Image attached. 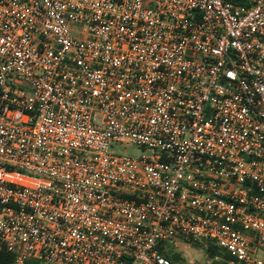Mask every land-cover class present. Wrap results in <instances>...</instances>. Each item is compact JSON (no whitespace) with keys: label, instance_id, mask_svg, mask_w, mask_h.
<instances>
[{"label":"built area","instance_id":"built-area-1","mask_svg":"<svg viewBox=\"0 0 264 264\" xmlns=\"http://www.w3.org/2000/svg\"><path fill=\"white\" fill-rule=\"evenodd\" d=\"M247 1L0 0L15 264H178L177 240L264 264V0Z\"/></svg>","mask_w":264,"mask_h":264},{"label":"rangeland","instance_id":"rangeland-1","mask_svg":"<svg viewBox=\"0 0 264 264\" xmlns=\"http://www.w3.org/2000/svg\"><path fill=\"white\" fill-rule=\"evenodd\" d=\"M115 146L118 151L131 156H141L146 152L143 147L131 143L119 142L114 144V148ZM206 248L205 244L198 246L195 242L189 243L177 240L173 244H167V253L174 251L180 254L181 261L178 262L179 264H217L214 255H210ZM259 255L264 258V250H260ZM41 264L50 263L42 262Z\"/></svg>","mask_w":264,"mask_h":264},{"label":"trees","instance_id":"trees-1","mask_svg":"<svg viewBox=\"0 0 264 264\" xmlns=\"http://www.w3.org/2000/svg\"><path fill=\"white\" fill-rule=\"evenodd\" d=\"M230 1L235 2V3H244V4L248 2L247 0H230ZM195 243L198 246L204 245V242L199 241V240L195 241ZM206 247H207L206 250L212 256L222 253L220 249L214 243L208 242V244H206ZM165 255L168 258H170L173 263H178L181 261L180 254H178L177 252L170 251L169 253H165ZM15 259H16L15 253L12 251H9L6 245L0 242V264H15ZM42 262L43 261L39 259L31 258V259L26 260L24 264H41Z\"/></svg>","mask_w":264,"mask_h":264}]
</instances>
